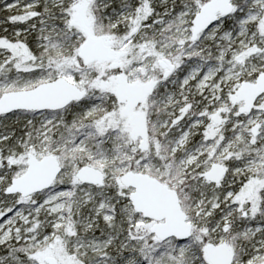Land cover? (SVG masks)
Returning a JSON list of instances; mask_svg holds the SVG:
<instances>
[{
	"label": "snow or ice",
	"instance_id": "1",
	"mask_svg": "<svg viewBox=\"0 0 264 264\" xmlns=\"http://www.w3.org/2000/svg\"><path fill=\"white\" fill-rule=\"evenodd\" d=\"M0 264H264V0H0Z\"/></svg>",
	"mask_w": 264,
	"mask_h": 264
}]
</instances>
